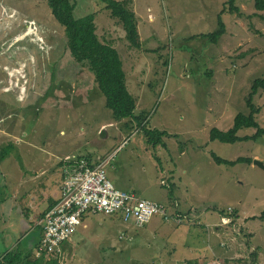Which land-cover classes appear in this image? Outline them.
Here are the masks:
<instances>
[{
    "label": "rangeland",
    "instance_id": "rangeland-1",
    "mask_svg": "<svg viewBox=\"0 0 264 264\" xmlns=\"http://www.w3.org/2000/svg\"><path fill=\"white\" fill-rule=\"evenodd\" d=\"M131 1L142 39L143 48L139 50L130 46L122 25L105 10L102 0H75V18L98 13L97 35L121 54L130 93L134 97L146 94L145 98L150 96L153 100L147 130L166 131L177 137L170 138L166 151L150 153L139 145L141 139L148 140L143 130L124 133L127 136L117 146L127 143L111 167L119 169V176L128 186L149 193L147 196L137 193L138 197L159 202L169 209V214H174L178 210H173L169 201L175 197L170 196L168 187L161 186V181L167 184L164 169L167 171L172 159L177 161L172 143H184L190 154L185 158L186 169L175 184L178 192L184 193L179 194L183 196L179 210L186 215L185 222L177 227L175 222L155 217L148 226L138 229L103 215H89L63 252L52 259L59 264H181L209 256L214 264L225 261L255 264L253 254L257 251L258 262L264 264V221L259 219L264 213V171L254 166L256 160L264 164V140L234 145L212 142L206 149L202 145L211 129L226 132L232 128L235 117L250 112L246 106L249 87L264 77V12L257 10L256 0H238L241 15H229L228 11L222 14L228 0ZM220 16L228 34L215 45L201 36L218 29ZM8 53L13 57L11 66L19 67L12 73L3 69L11 64L3 61L4 56L9 57ZM68 55L65 30L54 19L48 0H0V92L6 90V95L0 93V102H8L7 105L0 103V149L10 143L16 148L0 164V187L3 188L0 199L6 208L8 205L5 211L9 215L17 208L7 228L4 221L9 217L5 220L6 213L0 210L3 217L0 224L6 232L0 237V255L19 243L34 245L37 240L40 234L37 212L33 210L30 219H21L19 208L35 207V198L37 204L40 202L41 186L46 176H50L49 167L56 164L57 158L62 162L70 157H97L105 150L99 147L100 142L105 140L106 148L113 142L106 139L102 129L110 137L120 129L106 108L105 98L95 87L91 73L79 71L72 59L62 58ZM247 58L251 60L243 63ZM50 70L58 74L56 81H51ZM219 73L230 75L229 79L221 78L227 93L215 90ZM8 77L10 87L5 86ZM38 82H41L39 86ZM59 84L64 87L56 100L50 86ZM78 88L89 94L84 97L85 92L81 93ZM229 89L235 90L234 95H230ZM46 95L49 99H44ZM214 96H219L220 104L227 111L220 123L211 116ZM89 101V105H84ZM253 103L262 108L257 119L264 129L263 91ZM254 133L249 129L239 134L252 136ZM16 154L22 157V164ZM213 154L226 161L241 158L251 159L253 163L222 167L215 164ZM26 172L37 176L27 186L23 182L32 177ZM25 193V200L21 201ZM11 194L18 202L12 199L11 203ZM232 209L238 223L220 226L222 214ZM206 226L212 229L211 236ZM178 228L184 232L178 231L177 235ZM160 229L174 232L159 237ZM123 232L128 233L125 240L120 238ZM214 233L219 235L214 239L221 242L217 249H227L228 243L234 249L231 259L228 256L225 258L229 260L215 259V252L208 246Z\"/></svg>",
    "mask_w": 264,
    "mask_h": 264
},
{
    "label": "trees",
    "instance_id": "trees-1",
    "mask_svg": "<svg viewBox=\"0 0 264 264\" xmlns=\"http://www.w3.org/2000/svg\"><path fill=\"white\" fill-rule=\"evenodd\" d=\"M102 2L105 3V10L110 12L112 18L116 19L122 25L126 35V40L130 44V46L138 50L142 49V40L138 26L139 23L137 16L133 10V2L131 0H102ZM237 3L238 0H228L222 14H225L226 11H228L229 15H232L234 13L240 15V8H238ZM48 6L56 22L65 30L66 52L69 55L68 57L64 56L62 58L72 59V63L78 67L77 69L79 71L86 70L91 73L94 79L93 83L95 84V87L97 86V89L105 98L106 108L112 112L113 121L122 123L123 128L126 129L127 133L129 134H131L136 129L138 131L143 130L150 144H153V146L155 147L159 145L164 146V138L168 137L167 132L159 130H147V115H136L137 100L129 92L127 86V75L124 70V62L121 54L116 48H114V46L110 42H103L97 35L96 19L98 17V13L89 15L82 19H76L74 14L76 9L75 0H48ZM256 8L259 12H264V0H256ZM225 34L226 25L222 19V16H220L218 19V29L211 34L202 35L201 38L208 39L211 43L216 45ZM194 38L197 37H193L192 39ZM44 72H46V69H44ZM49 72L52 78L51 81H56L58 78V74L56 73V71L53 73V71L50 70ZM40 83L41 82H38V86L40 85ZM63 87L64 86H62L61 84L50 86V90H54L52 96L55 94L56 100L60 98L57 95H59V92L63 89ZM35 88L36 86L34 87V91ZM80 89L82 88H78V90ZM260 91L264 92V77L253 81L251 85V91L246 100V106L250 111L249 114H239L235 119L233 128H231L227 132H223L216 128L211 129L209 132L210 141L234 145L237 143L248 142L258 143L261 140H264V129L260 126L257 119L258 115L261 113L262 108L256 107L253 103L254 98L259 94ZM48 97L50 96L46 95L44 99ZM5 110H7V108ZM249 129L254 130L255 132L252 136H239V133L241 131ZM15 150L16 148L13 143H10V145H7L5 146V148L0 149V164L3 163L10 155H12ZM16 155L17 160L20 164H22V157H20L19 154ZM212 159L218 166H224L228 168L236 167L240 164L251 165L253 163L251 159L241 158L237 159L236 161H226L225 159L220 158L215 154L212 155ZM81 161H86L90 168L96 167L92 164V161L89 157L68 158V161H62L63 178L65 169L71 166H78ZM4 187L7 188L6 186ZM0 189L2 192L3 188L0 187ZM168 190L170 196L174 198L175 186H168ZM3 203L4 201L0 199V210ZM51 210L52 209L42 215L43 219H45V216ZM178 213L179 215H182L180 212ZM234 215L235 213L233 210V214L231 215V218L234 221L233 226L235 225L236 220L234 218ZM223 216H229L228 212L223 213L222 217ZM0 218L2 220V216H0ZM259 219L261 221H264V213L261 214ZM116 220L120 221V223L123 224V221H121L120 219ZM252 220L256 219L253 218ZM182 225L183 224H181L180 226L178 225V227H181ZM40 232V239L35 249H28L26 245H22V243H19L13 250L3 252L0 255V264H59L57 260H48L44 255H42V257H38V252L40 249L39 247L42 241V225L40 228ZM5 233L6 232L3 229V226H1L0 224V237ZM121 236H123L122 240H124L127 238L128 233H123ZM67 242L64 243L63 249L65 248ZM255 252L256 253L253 254L254 263L258 264L259 262L257 251ZM213 261L214 259L205 258L196 261L187 260L181 262V264H214ZM224 264L232 263L225 261Z\"/></svg>",
    "mask_w": 264,
    "mask_h": 264
},
{
    "label": "built area",
    "instance_id": "built-area-1",
    "mask_svg": "<svg viewBox=\"0 0 264 264\" xmlns=\"http://www.w3.org/2000/svg\"><path fill=\"white\" fill-rule=\"evenodd\" d=\"M169 212L162 204L117 189L108 178L104 165L90 168L86 161H81L78 166L64 171L60 200L42 223L38 257L44 255L50 260L61 254L64 243L72 238L89 215L120 219L123 224L135 228L146 227L155 217L177 225L185 222V216L179 215L178 211ZM228 214L222 217V226L234 222L231 218L233 209L228 210Z\"/></svg>",
    "mask_w": 264,
    "mask_h": 264
},
{
    "label": "crops",
    "instance_id": "crops-1",
    "mask_svg": "<svg viewBox=\"0 0 264 264\" xmlns=\"http://www.w3.org/2000/svg\"><path fill=\"white\" fill-rule=\"evenodd\" d=\"M240 3V2H239ZM242 8H243V10L245 9V7H244V5H242ZM242 14V10L240 9V15ZM151 21H153V19H152V17H151ZM226 34H228V32L226 31ZM225 34V35H226ZM224 35V36H225ZM223 36V37H224ZM142 40V39H141ZM217 45V44H216ZM231 53L232 52H229V54H228V56H231ZM9 54V57H7V56H4L3 57V61H4V64H5V62H7V60L8 61H10V63H11V61H12V53H8ZM21 56H22V54H21ZM252 56V55H251ZM249 59V61L251 60L250 58H247L246 60H244L243 61V63H245L247 60ZM14 60V59H13ZM19 62H20V64L21 65H23L24 63L22 62V60H19ZM2 65V64H1ZM12 65V63L10 64V65H8L9 67V69L7 68H5V66L3 67V69L5 70V72H7L8 70H10L11 71V73H12V71H14V70H17L19 67L17 66V65H15V66H11ZM42 68V67H41ZM19 70H22V68L20 67V69ZM225 71H226V73H227V70L225 69ZM218 76H216V78H215V83H216V86H215V90H216V92H223V93H225V91H226V93H227V89L226 88H224L223 87V85H224V83H223V81H222V79L223 78H228L229 79V77H230V75L229 74H223V73H219V74H217ZM20 76V75H19ZM43 76V75H42ZM42 76L40 75V78L42 79ZM222 78V79H221ZM5 81H6V85L5 86H9L10 87V84L8 85V81H11L10 80V78L8 77L7 79H5ZM4 82V81H3ZM225 86V85H224ZM232 88H235V87H233L232 86ZM249 89H250V91H251V86L249 87ZM78 91H80L81 93H84L85 91L84 90H82V89H80V90H78ZM235 90L234 89H232V90H230L229 89V92H230V95L231 94H233L234 95V92ZM130 92V91H129ZM1 94H5L6 95V90L5 89H3V92H0ZM86 94L88 95L89 93H84V94H82L84 97L86 96ZM145 95L146 94H140V95H138V96H136L135 98H136V100H137V109H138V111H139V113H138V115H140V114H144V115H147V117H148V122H149V118H150V112H149V109H152L151 107V105H152V103H153V100H151L152 98L150 97V96H148V98H145ZM79 96V95H78ZM248 96V95H247ZM215 97V96H214ZM4 99H8L7 98V96H4ZM247 99V98H246ZM84 102H86V100H84ZM3 104H8V102H6V100H5V102H2ZM79 105H81V100L79 99ZM90 104V101L88 102V104H86V103H84V105H89ZM63 107H65V106H63ZM210 111H211V116H212V118H213V121H215L216 123H220L221 121H223V120H225V118H226V114H227V111H226V108H224V106H223V103L222 104H220V99H219V96H217V97H215V104L212 106V108L210 109ZM261 114V113H260ZM259 114V115H260ZM258 115V116H259ZM235 119H236V117H235ZM235 119H234V122H235ZM116 123V122H115ZM259 123V122H258ZM260 124V123H259ZM116 125H118V126H120V129L118 128L117 129V131H116V133L117 134H114V135H112L111 137L108 135V132L106 131V129H102V127L103 126H101V129L103 130L101 133L106 137V139H108V140H113V142H112V144H111V146H110V148H106V146H105V140L104 141H102V142H100V148L101 149H105V150H103L102 151V154H100L99 156L97 155V157H94V156H90L89 158H90V160L92 161V164L94 165V166H98V165H104V167L106 168V170H107V174H108V178L110 179V181L115 185V187L117 188V189H119V190H123V191H126V192H133V193H141L143 196H147L149 193H147L146 191H144V190H142L141 188H139V187H135V186H133V187H131V186H128L126 183H125V181L121 178V176H119V175H121V173H120V171H119V169H116V168H114V167H111V163L114 161V158L119 154V152L121 151V149H122V147H123V145L125 144V143H127V141H125L124 143H123V145L122 146H117V144H118V141L120 140V142L123 140V137L124 136H127V135H125L126 133H127V130L126 129H124L123 128V124L122 123H116ZM233 126H234V124H233ZM233 126H232V128H233ZM261 126V125H260ZM262 127V126H261ZM217 129V128H216ZM229 131V130H228ZM164 132H166V131H164ZM224 132V131H223ZM227 132V131H226ZM242 132V131H241ZM240 132V133H241ZM99 133V132H98ZM125 133V134H124ZM133 133V132H132ZM129 135V134H128ZM167 135H168V137H166V138H164V146L163 145H159V146H157V147H155V146H153V144H150L149 143V140H142L141 139V141H139V145H141V147H142V149L143 150H145V151H148V152H150V153H159V151H160V149L162 150L161 152H163V151H166L165 149L167 148V146H168V144H169V142H170V138H172V137H177V136H174V135H172V134H169L168 132H167ZM239 136H241L240 134H239ZM144 137L146 138V136H145V134H144ZM241 137H244V135H242ZM146 139H148V138H146ZM145 141H147V142H145ZM213 143H215V142H213ZM209 144H212V141H210V138L208 137V139H206L205 140V142L202 144V145H204V148L206 147H208L209 146ZM172 150H173V152L175 153V156H176V158H177V161L175 162V161H173V159L171 160V165L170 166H168V168H167V171L164 169V173H165V178H167V184L165 183V182H162L161 181V186H166V187H170V185L172 186V185H174L175 186V198H174V200L173 201H169L170 202V204L172 205V208H173V210H178V212H180V206H182L181 205V198H183V196H181V195H179L180 193H183L182 191L179 193L178 192V190H179V187L177 186V184H175V181L176 180H178L179 181V175H180V173L182 172V170H185L186 168H185V165H184V162H185V158L186 157H188L189 156V154H190V151L189 150H187V149H185L183 146H184V143H181V142H178V141H175V143H172ZM205 148V149H206ZM120 150V151H119ZM78 157H87V156H78ZM77 157V158H78ZM38 158H40V160H42L41 159V157H38ZM70 158H72V157H70ZM76 158V157H75ZM59 159H60V157H58L57 158V160H56V164L54 163V164H52L49 168H51L50 170H52V172L50 173V176L49 175H47L46 176V179H45V181H44V184H42V186H41V191H40V193H39V197H38V200L40 201L38 204H37V198H35V201H33V203H35V207H32V206H26L25 208H24V210L21 208V206H20V208H19V213L21 214V216H20V218L21 219H25L26 218V216L30 219V217L31 216H29V214L31 213V212H33V210H35V212H37V215H38V225H39V229L41 228V225H42V223H43V217H42V215H44V213H46V212H48L50 209H53L56 205H57V203L59 202V200H60V197H61V187H62V184H63V175H62V163L63 162H61V161H59ZM183 159V161L181 162V160ZM150 160V159H149ZM254 166H256V165H254ZM110 167V168H109ZM257 167V166H256ZM259 168V167H258ZM43 169H45V168H41V170H43ZM27 173V172H26ZM26 175V174H25ZM27 175H29L30 177H32V178H30L31 180L30 181H25L26 180V178H24V181L25 182H23V180H22V182H23V184H31V182L32 181H34L36 178H37V176H35V175H32V174H29V173H27ZM184 175V174H183ZM46 181H48V183L49 184H46L45 182ZM26 185V186H27ZM42 192V193H41ZM29 194V193H28ZM184 194V193H183ZM25 196H26V193L25 194H22V200L21 201H24L25 199ZM30 197H31V195H29ZM166 196V195H165ZM181 196V197H180ZM167 197V196H166ZM12 199H14V201L16 202L17 201V199L16 198H14V194H11L10 195V197H9V200L11 201V203H12ZM147 200V199H146ZM19 201H20V199H19ZM149 201H152V200H149ZM8 201H6V203H7ZM18 202V201H17ZM26 202V201H25ZM152 202H155V201H152ZM168 202V203H169ZM5 203V202H4ZM157 203H159V202H157ZM9 204V203H8ZM13 204V203H12ZM16 206H17V204H16ZM17 207H19V206H17ZM31 207V208H30ZM15 208V207H14ZM6 209H8V205H7V208L4 206V204L1 206V211L3 212L4 211V213H6V217H5V220H6V218L7 217H9V218H7L8 219V221L6 220V221H4V223H6V225H5V228H7V227H9V225L13 222L12 221V218H13V216H14V213L15 212H17V211H14L15 209H17V208H15L11 213H10V215H9V211H5ZM181 214H182V212H180ZM211 214V213H210ZM183 215V214H182ZM223 215V214H222ZM183 216H185L186 217V215H183ZM222 217V216H221ZM3 218V217H2ZM11 219V220H10ZM238 219L237 220H235V225L238 223ZM214 226L216 225V226H218L217 224H213ZM209 226V225H208ZM208 226H206L205 227V229L208 231V232H210V236L212 235L211 234V228H209ZM211 227H212V225H210ZM178 227V226H177ZM182 227V226H181ZM204 227V226H203ZM156 230L158 229V228H155ZM179 230H177V231H175L176 232V234L178 235L179 234V232L181 231V233H183L184 231L182 230V228H178ZM179 231V232H178ZM190 231V230H189ZM159 233V237H163L161 234H166V233H171V232H174V230L172 229V230H162V229H160L159 231H158ZM41 233V232H40ZM123 233H125V232H123ZM122 233V234H123ZM121 234V235H122ZM214 235L215 236H213V237H211L210 239H209V243H208V246L210 247V249H212V250H210V251H214L215 252V254H216V256H214L215 257V259H219V258H223V259H226L225 257L226 256H228V258L229 259H231L233 256H234V249H230L229 247H230V245H229V243L228 244H226L225 245V247L227 248V249H217V244L218 245H221V242H220V239L219 240H217V239H214L215 237H218L219 235H216L215 233H214ZM246 235V234H245ZM246 236H248V235H246ZM252 236V235H251ZM24 237V236H23ZM121 238V237H120ZM127 238H128V236H127ZM126 238V239H127ZM39 239H40V234H39V236H38V238H37V240L35 241V243H34V245H26L27 247H28V249L30 248H36V246H37V244H38V242H39ZM122 240V239H121ZM125 240V239H124ZM223 239H221V241H222ZM251 240V239H250ZM17 246H14L12 249H9L8 251H11V250H13L14 248H16ZM164 249V248H163ZM163 249H162V251H163ZM233 250V251H232ZM210 251H205L204 253H206V254H209L210 253ZM254 251H255V249H254ZM209 252V253H208ZM222 256V257H218V256ZM164 257V255L162 254V258ZM159 258H161V256H159L158 255V259ZM206 258H209V256H206ZM205 259V258H204ZM210 259H213V258H211L210 257ZM229 259H226V260H229ZM174 260V259H173ZM151 263V262H150ZM155 263V262H154ZM258 264H261V263H258Z\"/></svg>",
    "mask_w": 264,
    "mask_h": 264
},
{
    "label": "water",
    "instance_id": "water-1",
    "mask_svg": "<svg viewBox=\"0 0 264 264\" xmlns=\"http://www.w3.org/2000/svg\"><path fill=\"white\" fill-rule=\"evenodd\" d=\"M254 165H256L257 167H259L260 169H262L264 171V164L258 160L254 161Z\"/></svg>",
    "mask_w": 264,
    "mask_h": 264
}]
</instances>
